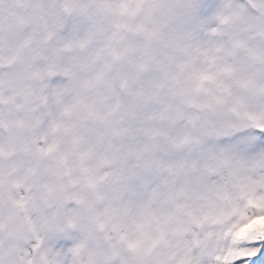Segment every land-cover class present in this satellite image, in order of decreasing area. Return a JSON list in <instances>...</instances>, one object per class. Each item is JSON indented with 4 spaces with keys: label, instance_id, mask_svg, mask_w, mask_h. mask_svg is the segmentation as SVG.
<instances>
[{
    "label": "clouds",
    "instance_id": "clouds-1",
    "mask_svg": "<svg viewBox=\"0 0 264 264\" xmlns=\"http://www.w3.org/2000/svg\"><path fill=\"white\" fill-rule=\"evenodd\" d=\"M0 264H264V0H0Z\"/></svg>",
    "mask_w": 264,
    "mask_h": 264
}]
</instances>
